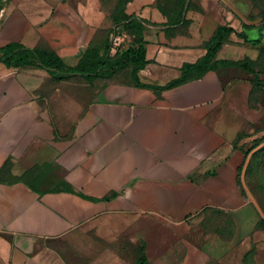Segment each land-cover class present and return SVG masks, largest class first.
Wrapping results in <instances>:
<instances>
[{"label": "crops", "instance_id": "crops-1", "mask_svg": "<svg viewBox=\"0 0 264 264\" xmlns=\"http://www.w3.org/2000/svg\"><path fill=\"white\" fill-rule=\"evenodd\" d=\"M181 2L125 1L145 27L142 86L0 62V264H139L142 247L140 264H264L236 147L253 83L219 64L165 87L227 24L218 0ZM119 4L0 0V56L22 46L78 65L106 45ZM242 40L233 33L214 62L242 60Z\"/></svg>", "mask_w": 264, "mask_h": 264}, {"label": "rangeland", "instance_id": "rangeland-1", "mask_svg": "<svg viewBox=\"0 0 264 264\" xmlns=\"http://www.w3.org/2000/svg\"><path fill=\"white\" fill-rule=\"evenodd\" d=\"M183 1L186 2L187 0ZM218 1L224 18V23L229 24L239 34L249 32L251 38H254V36L258 37L257 31L263 32L264 34V0H228L235 6V8L242 14L245 19L238 13H236L224 0ZM109 2H111V0H109ZM190 3L193 4L195 2L194 0H191ZM169 4L175 5V0L173 2L169 0ZM193 5L195 6V4ZM180 8H183V10L185 9V7L182 6ZM115 12L116 11H114V13ZM118 17L120 21L117 22L118 25H115L111 29V33L106 45H104L102 48H93L89 52H83L79 56L80 62L81 60H85L86 58H89V56H91L90 60L92 62L88 66L84 67L86 72L99 74L111 73L110 71H112V64L115 61L119 60L129 49H132L134 47L138 48L140 46L142 41L141 34L143 33V28L145 29V27L137 21H134V24L132 23L133 25L128 27V25L121 21V13H118L117 18ZM138 25H141L142 29H140ZM242 42H244L243 45L247 46V48L243 50L244 56L242 57V60L249 61L252 68L261 73V79H264V44L262 43V39L261 43L258 45L252 42H245L244 39L242 40ZM107 47L109 48L108 52H106ZM91 51L96 52L91 53ZM23 53V51L19 50L14 52L13 56H18L21 54L23 56ZM95 55H97L96 58ZM27 62L32 63L30 59H27ZM102 62L104 63L100 64ZM78 66L79 64L75 66H69L63 62V65L57 67L58 69L56 68L55 72L62 79H55L62 81L73 76L75 77V75L77 76V74L74 73V69ZM133 67L134 66L131 64L126 69L116 68L111 77H97L96 75H94L91 79H104L105 81H109L114 77H119L124 74H128L130 76L132 74ZM247 74L250 75L251 79H254V77L250 73L247 72ZM100 82L104 83L103 80ZM248 105L251 110V114H249L248 118L243 124V131L239 135V138L236 142L237 148L241 149L244 154H246L247 151L252 147L253 141H255L256 139H261L262 144H264V87L253 84L249 92ZM244 168L241 172V183L243 188L246 190L243 181ZM245 183L247 188L259 204L261 210L264 212V150L259 152L251 160L247 168ZM260 216L262 219V227L264 228V219L261 214ZM221 218L223 219L225 224L229 222V218L224 216Z\"/></svg>", "mask_w": 264, "mask_h": 264}, {"label": "trees", "instance_id": "trees-1", "mask_svg": "<svg viewBox=\"0 0 264 264\" xmlns=\"http://www.w3.org/2000/svg\"><path fill=\"white\" fill-rule=\"evenodd\" d=\"M126 0H120V4L117 7L116 12L113 13V20L114 24L118 25V21H120L118 16V13H121L122 16V22H124L128 27L132 26L134 24L135 20H132L128 16L124 14V4ZM184 7V4L182 5ZM183 10V8H182ZM133 23V24H132ZM136 23V22H135ZM140 29H142L141 25H138ZM142 33V30H141ZM235 33L239 38H242L245 40V42H252L256 45L261 43V39H264V34L261 35L260 39H256L251 41L246 33L239 34L233 27L229 26L228 24L221 25L218 27L215 35L212 37L211 41L208 44V52L207 55L201 60L200 62L196 64H186L183 67V73L182 76L179 79H176L169 84H167L165 87L166 88H171L174 87L178 84H181L185 82L191 74V72L196 71L198 74H204L210 70H215L219 64H222L224 66H236V67H241L248 73H250L254 79H251V82L257 86L264 87V79H261V73L256 71L255 69L252 68L250 65L249 61L245 60H239V61H228V60H223V61H215L214 59L216 58L217 53L220 51V49L223 47L225 43L228 42L229 37ZM144 28H143V33L141 34V44L138 48L134 47L132 49H129L119 60L115 61L112 64V71L111 73L108 74H99V73H89L86 72L84 67L88 66L92 61L89 58H86L85 60H81L79 63V66L74 69V73L77 75H81L85 77L88 81H92V76L96 75L97 77H111L113 75V72H115L116 68H121V69H126L128 68L131 64L134 66L132 69V76L138 86H142L140 80H139V72L143 70L147 64V49L145 47V41H144ZM143 42V43H142ZM23 51V56L18 55V56H13V53L16 51ZM92 50V49H90ZM89 50V51H90ZM109 48H106V52H108ZM88 51V52H89ZM96 52V51H91ZM97 55H95L96 58ZM27 59H30L31 62H27ZM0 62L4 63L5 65L9 67H23L24 65H30V66H39L41 68H44L48 70L54 78L56 79H62L58 76L56 72V68L59 67L60 65H63L62 60L53 52H45L41 49H25L22 46H9L3 51V55L0 56ZM104 62L100 63L103 64ZM58 69V68H57ZM64 79V78H63ZM262 144L261 139H256L253 141L252 147L247 151L245 154L246 159L250 155L252 151L260 147ZM237 147V144H236ZM262 150H264V146L259 149L252 157V159ZM145 259V249L144 247L141 248L140 250V258H139V264Z\"/></svg>", "mask_w": 264, "mask_h": 264}, {"label": "water", "instance_id": "water-1", "mask_svg": "<svg viewBox=\"0 0 264 264\" xmlns=\"http://www.w3.org/2000/svg\"><path fill=\"white\" fill-rule=\"evenodd\" d=\"M236 13H238L240 16H242V14L235 8V6L230 3L228 0H224ZM243 17V16H242ZM244 18V17H243ZM245 19V18H244ZM250 23H253V22H250ZM264 146L261 145L260 147H258L257 149H255L254 151H252L247 159V162H246V165H245V168H244V172H243V181H244V186L246 188V190L248 191L250 197L252 198L253 202L256 204L257 208L259 209V212L261 213L263 219H264V212L261 210L259 204L257 203L256 199L254 198V196L251 194V192L249 191V189L247 188L246 186V183H245V176H246V172H247V168L252 160V157L253 155L259 150L261 149L262 147Z\"/></svg>", "mask_w": 264, "mask_h": 264}]
</instances>
